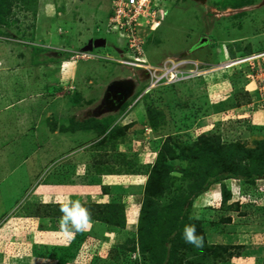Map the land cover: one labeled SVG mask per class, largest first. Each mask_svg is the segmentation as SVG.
Masks as SVG:
<instances>
[{
  "label": "rangeland",
  "instance_id": "374dc122",
  "mask_svg": "<svg viewBox=\"0 0 264 264\" xmlns=\"http://www.w3.org/2000/svg\"><path fill=\"white\" fill-rule=\"evenodd\" d=\"M260 1L162 0V24L139 27L143 56L157 76L166 62L186 64L184 74L152 86L151 71L120 62L130 49L107 32L112 0H39L37 13L13 2L0 17V264H169L186 224L199 236L205 229L207 246L230 247L225 260L206 264H264V168L251 184L225 171L212 181L202 176L200 160L181 156L202 135L221 134L226 144L237 140L247 149L264 141V57L224 67L231 50L239 58L247 47L249 54L264 52V7L232 12ZM196 64L199 72L191 73ZM128 76L139 82L135 94L118 111H98L108 84ZM150 102L164 111L156 126ZM183 115L193 118L189 127ZM117 127L124 140L100 143ZM167 143L177 157L168 191L153 198L159 208L156 219L146 217L149 247L141 252L146 183ZM38 182L90 188L74 200L101 203L108 221L91 218L84 231L62 232L60 217L43 214L47 203L34 197ZM246 186L254 193L242 192ZM224 187L232 193L227 206L239 208L221 206ZM176 200L181 209L172 206Z\"/></svg>",
  "mask_w": 264,
  "mask_h": 264
},
{
  "label": "trees",
  "instance_id": "16d2710c",
  "mask_svg": "<svg viewBox=\"0 0 264 264\" xmlns=\"http://www.w3.org/2000/svg\"><path fill=\"white\" fill-rule=\"evenodd\" d=\"M14 1H21L24 8L31 6L34 12L37 9L36 7L39 0H0V17L3 15V13L8 11L10 7H12ZM252 51L253 50L250 47H247L241 52V55L243 56L249 55V53H251ZM229 55L232 58H235L238 57L240 54L239 52H235L234 50H231V53H229ZM147 95L148 93L144 94V97ZM237 96L238 95H236L235 98H237ZM236 102L240 103L242 101L239 99V101ZM148 115L151 123L154 126H156L164 118V111H161L156 106H154L152 102H150L148 104ZM192 119L193 118L191 116L183 115L182 116L183 125L189 127L193 123V121H191ZM108 129L109 127L102 128L103 133H106ZM124 137H125V130L123 128L122 129L120 127L112 128L100 143L103 142L104 144H106L108 142L109 143L115 142L118 139L124 140L125 139ZM231 148L233 150H231ZM183 152L184 153L181 154L183 158H188L191 161L196 160L197 162L198 160H200L199 164L202 163V166L198 167V169L199 168L204 169V171L201 174L206 179L207 177L209 178L211 176L212 177L215 176L214 179H212V181L220 180L218 174L221 172L223 173V171H225L227 172V174L224 176H229V175L236 176L237 173H239L241 175H245L246 176L245 178H252L250 180H245L247 181L245 183L247 185L249 183L251 184L255 179H257L258 176H261L263 173L262 169L264 168V141H259L257 147H255L254 149H247L245 148L244 144H241L240 141L237 140H232L230 144L229 143L226 144L225 142H223V137L221 136V134H214L210 136L202 135L197 139V141H195V143L191 147L187 146V149H184ZM234 153L239 154L238 157L234 156L233 155ZM176 154L177 153L175 149H173L172 146L169 145L168 143L163 147H161L158 153L157 160L149 173V178L146 183V189H145L146 195H145V200L143 201V206L140 216L141 217L140 227L138 232L139 243L141 245L139 250H141V252H143L149 247L148 243H149L150 229L148 226L145 225V220L148 218L156 219L155 217L157 214L156 211L158 210L159 206L153 208L154 205L153 198L158 197L160 199L165 194L164 192L168 191L166 190V188L169 187L168 181L170 174L173 170V164L171 163V160L177 157ZM246 158L248 160L247 164L245 163L244 160ZM243 163H245V165H243ZM195 173L196 172H193L192 174ZM208 186L209 185H207V187ZM199 188H200L199 190H201L205 187L201 186ZM242 192L254 193V190L252 187L246 186L242 189ZM222 195L223 196H222L221 206L223 208H230V207L239 208L240 206L239 203H235L233 205L227 206V202L232 197V193L226 187L223 188ZM82 204L89 210L91 218L97 219V217H99V219L101 220L108 221L107 218L109 216L106 215L102 209H99L101 208V203L94 202V203H82ZM172 206L173 207L175 206L176 208L178 206L180 207L181 202L176 200L174 201ZM45 207L48 210H44L43 214L50 215L51 217H61L62 214L59 210L60 207L59 203H47ZM120 209L122 210V208ZM121 210H120V214L122 215L123 210L122 211ZM37 211L38 210H35L33 211V213L36 215L38 214ZM195 220L196 223L200 222L197 219ZM118 222H119L118 220L115 221V223ZM200 236L204 237V244L202 248H197L191 244L185 243L184 239L182 238V234H178L177 237H175V239L173 240L174 242L171 249L172 261L169 264H206L209 259L210 261L214 260L215 262L225 260L226 257H223L224 256L223 251H226L230 247H225L223 245L222 247H220V245L214 246L213 244L207 246V241L205 239V229L201 231ZM177 248L179 250L181 248L182 249L184 248L187 249V251L185 253H181L180 255H177L178 252L175 253L176 251L175 249ZM123 249L127 250L125 246H123ZM129 249L133 253H135L137 250L136 244L134 243L133 245H131ZM196 253L197 254L199 253L198 257H196L195 259H188V257L190 256L193 258V256ZM135 262L138 263L139 260L135 259Z\"/></svg>",
  "mask_w": 264,
  "mask_h": 264
},
{
  "label": "built area",
  "instance_id": "2783aa9c",
  "mask_svg": "<svg viewBox=\"0 0 264 264\" xmlns=\"http://www.w3.org/2000/svg\"><path fill=\"white\" fill-rule=\"evenodd\" d=\"M161 4H163L162 0H112V13L106 24V29L107 31H118L121 36L125 37L128 48L130 49V54L120 60V62L134 67H145L152 74L153 71H156V67L154 69L152 65L147 64V60L143 56V41L138 33L140 26L144 25L155 29L165 19L166 9ZM262 57H264V52L245 55L241 58L236 57L226 62L224 67L230 68L234 65L250 62L251 60ZM185 64L183 60L164 63L161 68V71L164 73L160 76L153 74L150 86L155 82L159 83L164 78L171 77L173 79L174 76L177 77L179 74H184ZM198 70L199 65L196 64V69H192L191 73L199 72Z\"/></svg>",
  "mask_w": 264,
  "mask_h": 264
},
{
  "label": "clouds",
  "instance_id": "9594fccd",
  "mask_svg": "<svg viewBox=\"0 0 264 264\" xmlns=\"http://www.w3.org/2000/svg\"><path fill=\"white\" fill-rule=\"evenodd\" d=\"M111 13H112V10L109 14V17ZM107 32H111V33L117 32L119 34L118 31H107ZM121 37L126 42L125 37L123 36ZM126 46H127L126 49H129L127 42H126ZM230 59H233V58L230 57ZM45 203H47V201H45ZM59 205H60L59 210L62 214L61 217L59 218V225H60V230L62 232L71 236V235H74L76 232H81L87 229V227L89 226L91 222L90 212L79 200H71V199L61 200L59 201ZM190 219H198V217H190ZM182 238L184 239L185 243L191 244L194 247H197V248L203 247L204 237L196 234V227L194 224H186L184 226L183 232H182Z\"/></svg>",
  "mask_w": 264,
  "mask_h": 264
},
{
  "label": "water",
  "instance_id": "95a60500",
  "mask_svg": "<svg viewBox=\"0 0 264 264\" xmlns=\"http://www.w3.org/2000/svg\"><path fill=\"white\" fill-rule=\"evenodd\" d=\"M264 7V0H261L255 6L242 7L232 12L254 10ZM95 40L96 44L103 43L105 41ZM89 49L92 50L95 45L89 42ZM88 49V48H87ZM138 80L133 76L122 77L111 81L106 87L103 98L101 99L97 110L100 112H112L118 111L120 108L135 94L138 88ZM149 88L145 92H148Z\"/></svg>",
  "mask_w": 264,
  "mask_h": 264
},
{
  "label": "crops",
  "instance_id": "0c3cea01",
  "mask_svg": "<svg viewBox=\"0 0 264 264\" xmlns=\"http://www.w3.org/2000/svg\"><path fill=\"white\" fill-rule=\"evenodd\" d=\"M83 186L80 185H69V184H60V183H45L38 182L34 186V194H36L35 199L40 202H45L44 197H48L49 201L47 203H59L61 200H74L75 198H83L89 192L83 189ZM97 202V201H94ZM22 217H27L26 215Z\"/></svg>",
  "mask_w": 264,
  "mask_h": 264
},
{
  "label": "flooded vegetation",
  "instance_id": "af4514ba",
  "mask_svg": "<svg viewBox=\"0 0 264 264\" xmlns=\"http://www.w3.org/2000/svg\"><path fill=\"white\" fill-rule=\"evenodd\" d=\"M204 40H205L204 42H207V38L206 37H204Z\"/></svg>",
  "mask_w": 264,
  "mask_h": 264
},
{
  "label": "bare ground",
  "instance_id": "6f19581e",
  "mask_svg": "<svg viewBox=\"0 0 264 264\" xmlns=\"http://www.w3.org/2000/svg\"><path fill=\"white\" fill-rule=\"evenodd\" d=\"M196 63V62H195Z\"/></svg>",
  "mask_w": 264,
  "mask_h": 264
}]
</instances>
